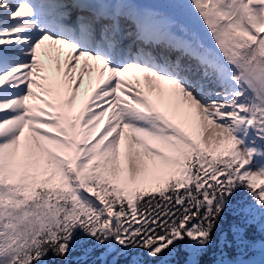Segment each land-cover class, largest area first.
Returning a JSON list of instances; mask_svg holds the SVG:
<instances>
[{
	"label": "snow or ice",
	"instance_id": "obj_1",
	"mask_svg": "<svg viewBox=\"0 0 264 264\" xmlns=\"http://www.w3.org/2000/svg\"><path fill=\"white\" fill-rule=\"evenodd\" d=\"M89 260L264 264V0H0V264Z\"/></svg>",
	"mask_w": 264,
	"mask_h": 264
},
{
	"label": "trees",
	"instance_id": "obj_2",
	"mask_svg": "<svg viewBox=\"0 0 264 264\" xmlns=\"http://www.w3.org/2000/svg\"><path fill=\"white\" fill-rule=\"evenodd\" d=\"M156 195H158V194H156ZM145 198H147V197H145ZM228 218L231 219V212L230 211L228 213ZM77 255H79V253H77ZM86 264H91V260L87 261Z\"/></svg>",
	"mask_w": 264,
	"mask_h": 264
},
{
	"label": "bare ground",
	"instance_id": "obj_3",
	"mask_svg": "<svg viewBox=\"0 0 264 264\" xmlns=\"http://www.w3.org/2000/svg\"><path fill=\"white\" fill-rule=\"evenodd\" d=\"M131 76V74H129Z\"/></svg>",
	"mask_w": 264,
	"mask_h": 264
},
{
	"label": "rangeland",
	"instance_id": "obj_4",
	"mask_svg": "<svg viewBox=\"0 0 264 264\" xmlns=\"http://www.w3.org/2000/svg\"><path fill=\"white\" fill-rule=\"evenodd\" d=\"M130 76V75H129Z\"/></svg>",
	"mask_w": 264,
	"mask_h": 264
}]
</instances>
